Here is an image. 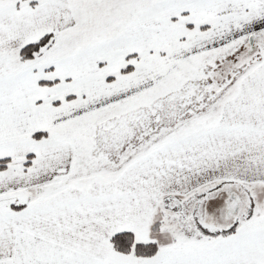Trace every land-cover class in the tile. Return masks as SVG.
Wrapping results in <instances>:
<instances>
[{
  "label": "snow or ice",
  "instance_id": "6c2138e0",
  "mask_svg": "<svg viewBox=\"0 0 264 264\" xmlns=\"http://www.w3.org/2000/svg\"><path fill=\"white\" fill-rule=\"evenodd\" d=\"M0 264H264V0H0Z\"/></svg>",
  "mask_w": 264,
  "mask_h": 264
}]
</instances>
